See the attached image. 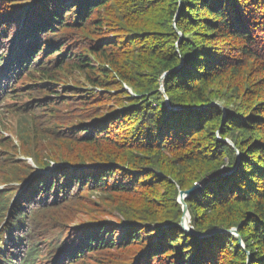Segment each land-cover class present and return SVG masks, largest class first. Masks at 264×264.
Returning a JSON list of instances; mask_svg holds the SVG:
<instances>
[{"label":"trees","instance_id":"16d2710c","mask_svg":"<svg viewBox=\"0 0 264 264\" xmlns=\"http://www.w3.org/2000/svg\"><path fill=\"white\" fill-rule=\"evenodd\" d=\"M0 180V264H264V0H0Z\"/></svg>","mask_w":264,"mask_h":264},{"label":"water","instance_id":"95a60500","mask_svg":"<svg viewBox=\"0 0 264 264\" xmlns=\"http://www.w3.org/2000/svg\"><path fill=\"white\" fill-rule=\"evenodd\" d=\"M162 90L164 91V87L162 86ZM175 108H178V107H175ZM200 189V185H195L194 187H192V189L190 190H181L180 192V196H179V202L182 203V206L184 207V216L182 218V226L184 227L185 230H187L188 232L190 233H194L196 234L197 236H200V237H206V236H209L213 233H216L218 231L220 232H231L232 234H234L237 238H239V240L241 241L242 238L241 236L238 234L237 232V228H232V229H225V230H209L207 232H197L195 231L191 224L189 223L190 222V215H189V207L187 206L186 202H185V199L187 197H189L190 195H192V193H195V192H198V190ZM186 217H188V223L185 222V219ZM242 244H243V240H242Z\"/></svg>","mask_w":264,"mask_h":264},{"label":"rangeland","instance_id":"374dc122","mask_svg":"<svg viewBox=\"0 0 264 264\" xmlns=\"http://www.w3.org/2000/svg\"><path fill=\"white\" fill-rule=\"evenodd\" d=\"M4 108L7 109V107H4ZM4 121H5V119H4ZM13 123H15V124L17 125V127L19 128V130H21L22 132H25L24 130L28 128V123H27L25 120H23V119L21 118V116H19L18 114H17L16 117L14 118ZM10 132H11V133H9V134L11 135L12 139H13V138H16V139H18V141H19V135H18V133L16 134V132H12V131H10ZM16 141H17V140H16ZM18 141H17V143H18ZM14 144L17 145L16 143H14ZM18 156H19V158H21V159H26V162H27L29 165H31V164L34 165V163L32 162V160H31V161L29 160L30 158H28V157H24V156H21V155H18ZM8 184H9V183L0 180V189H1V188H5V187H7ZM96 197H97V195L94 196V198H96Z\"/></svg>","mask_w":264,"mask_h":264},{"label":"bare ground","instance_id":"6f19581e","mask_svg":"<svg viewBox=\"0 0 264 264\" xmlns=\"http://www.w3.org/2000/svg\"><path fill=\"white\" fill-rule=\"evenodd\" d=\"M22 98H23V97H22ZM15 128H16V127H15ZM91 209H92V208H91ZM187 221H188V217H186V219H185V222H186V223H188ZM189 223H190V222H189ZM190 224H191V223H190ZM116 234H117V233H116Z\"/></svg>","mask_w":264,"mask_h":264}]
</instances>
